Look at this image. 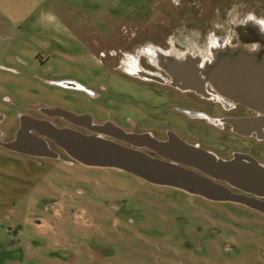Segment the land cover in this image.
<instances>
[{"label":"rangeland","instance_id":"obj_1","mask_svg":"<svg viewBox=\"0 0 264 264\" xmlns=\"http://www.w3.org/2000/svg\"><path fill=\"white\" fill-rule=\"evenodd\" d=\"M75 11L82 21L81 40L93 52V85L86 84L92 91L87 90L88 98L82 101L84 112L57 107L93 115L95 124L111 121L128 132L146 131L164 138L166 131H174L219 158L241 154L264 164V135L239 131V125L223 122L229 111L215 100L208 83L205 93L197 94L181 82L173 83L167 70L169 65L191 64L203 77L219 57L240 50L259 53L264 0H82ZM86 22L93 23L92 28L84 27ZM5 37L0 35V74L9 79L0 83V107L7 116L0 113V140L15 137L23 114L50 120L58 127H72L60 116L45 112L54 106L35 101L19 117H11L19 108L18 99L28 90L26 85L16 84L25 71L2 53L11 44ZM253 42L259 45L255 51ZM58 70L44 67L37 71L48 78L56 77ZM76 129L91 133L87 128ZM49 145L58 153L56 158L0 146V264L42 263L46 248L51 249L47 255L55 259L71 258L81 251L82 264H93L94 255L111 257L117 264L130 255L121 250L144 244L143 239L149 243L171 237L173 221L195 219L205 208H211L205 219L215 225L216 221L226 223V257L243 253L240 239L228 230L235 227L229 223L232 219L264 226L262 218L230 209L241 208V204L209 201L116 168L86 166L52 142ZM256 234L255 243L261 246L255 254L264 259V229ZM98 241L109 250L97 251Z\"/></svg>","mask_w":264,"mask_h":264},{"label":"water","instance_id":"obj_2","mask_svg":"<svg viewBox=\"0 0 264 264\" xmlns=\"http://www.w3.org/2000/svg\"><path fill=\"white\" fill-rule=\"evenodd\" d=\"M259 41L263 44L259 53L240 50L235 55L219 57L203 77L191 64L179 67L175 76L201 93H205L208 83L221 99L242 105L264 120V36ZM185 68L189 70L183 71ZM45 112L91 133L58 127L50 120L23 114L15 137L0 140V146L31 156L56 158L58 153L49 145L52 142L80 164L120 169L151 184L178 188L209 201L241 204L264 214V164L250 156L237 154L223 159L173 131L167 133L165 140H159L149 132L125 131L111 121L95 124L89 114H76L61 107ZM232 122L241 126L251 123V119Z\"/></svg>","mask_w":264,"mask_h":264},{"label":"crops","instance_id":"obj_3","mask_svg":"<svg viewBox=\"0 0 264 264\" xmlns=\"http://www.w3.org/2000/svg\"><path fill=\"white\" fill-rule=\"evenodd\" d=\"M81 6L82 0H0V35L8 36L4 39L11 42L9 48L5 49L6 52L2 53L6 54L5 59L12 65H18L25 71V76L16 79V84L26 85L25 91L28 90L31 94L27 95L28 92H24L20 96L17 102L19 108L11 117H19L27 106L33 105V101L84 112L82 101L88 98L87 90L92 91L86 84L93 85L94 67L93 52L82 42L79 35L83 26L75 10ZM92 25L93 23L86 22L84 27L92 28ZM44 67L58 68L57 76L42 78L37 70ZM7 68L14 69L11 66ZM6 77L0 74V83L3 78L9 79ZM65 82L74 85L65 86L63 84ZM0 113L7 117L1 107ZM90 117L93 121V115ZM210 209L205 208L204 211L202 209L199 211L201 214L195 219L191 217L186 221H173L174 232L171 237L149 243L143 239L144 244L140 243L136 247L132 245L129 251L127 248L121 250L130 255L121 257L117 264H264L262 256L255 254L261 246L255 243L258 235L256 233L264 229V226L260 227L261 224H257L255 227L251 226L250 222L243 224L232 219L229 223L235 227L228 230L236 239H240L237 241L243 253L226 257L223 249L227 233L226 223L220 224L216 221L218 224L215 225L205 219ZM230 209H237L243 214L264 220V214L243 205L241 208ZM178 218L180 219V216ZM262 224L264 225V221ZM211 226L218 228L212 231ZM104 245V242L98 241L97 251L109 250ZM50 250L46 248L42 252L48 254ZM135 251L139 252L135 253L139 256L137 259L133 258ZM47 254L42 255V263L37 264H82L81 251L74 252L71 258L62 256L55 259ZM152 255L155 256L154 259ZM93 264L115 262L111 257L99 259L94 255Z\"/></svg>","mask_w":264,"mask_h":264},{"label":"flooded vegetation","instance_id":"obj_4","mask_svg":"<svg viewBox=\"0 0 264 264\" xmlns=\"http://www.w3.org/2000/svg\"><path fill=\"white\" fill-rule=\"evenodd\" d=\"M168 72L172 75L173 79L172 82H177L178 83V78L177 76H175V72L172 69H168ZM183 71H186L185 69ZM174 74V75H173ZM180 81V80H179ZM181 82V81H180ZM187 88H191V85H186ZM190 89V90H191ZM204 90H206V86L204 87ZM197 94H200L198 91H196ZM202 94V93H201ZM215 93L214 98L215 100H217L218 102H220V104L224 107V109H226L227 111H229V113L225 114L222 118L223 122L227 123L228 125L230 124V122H232V120H236V119H241V118H250L251 119V123L249 124H244V125H239L238 127H236L237 130H241V131H250V132H260L261 135H264V120L260 119V115L252 110H249L248 108L233 103L231 101L225 100V99H220V97ZM240 108H244L243 111H239L238 109ZM64 119V118H63ZM259 119V120H258ZM66 120V119H64ZM67 121V120H66ZM259 121V122H258ZM68 124H70L72 126V128L76 127V128H85L83 126H79V125H75L70 123L69 121H67ZM70 127V126H68ZM146 132V131H144ZM169 131H166V135L164 138H159V137H155L159 140H165L167 138V133ZM174 132V131H173Z\"/></svg>","mask_w":264,"mask_h":264},{"label":"bare ground","instance_id":"obj_5","mask_svg":"<svg viewBox=\"0 0 264 264\" xmlns=\"http://www.w3.org/2000/svg\"><path fill=\"white\" fill-rule=\"evenodd\" d=\"M167 65H169V63L167 64ZM175 66H173V65H169L168 67L166 66V65H163L164 67H167L168 69H172L174 72H176L177 71V65L176 64H174ZM181 68H183V67H181ZM185 70L187 71V70H189L188 68H185ZM71 86H73L74 85V83H71V82H68Z\"/></svg>","mask_w":264,"mask_h":264},{"label":"clouds","instance_id":"obj_6","mask_svg":"<svg viewBox=\"0 0 264 264\" xmlns=\"http://www.w3.org/2000/svg\"><path fill=\"white\" fill-rule=\"evenodd\" d=\"M250 18L251 19H253V20H255V17H252V16H250ZM257 23H260V21H256ZM262 26H264V24H261ZM259 48V45L257 44V43H255V42H253L252 43V46H251V49L253 50V51H255V50H257Z\"/></svg>","mask_w":264,"mask_h":264}]
</instances>
